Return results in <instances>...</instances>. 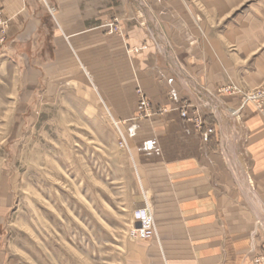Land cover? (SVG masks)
<instances>
[{"label": "crops", "instance_id": "0c3cea01", "mask_svg": "<svg viewBox=\"0 0 264 264\" xmlns=\"http://www.w3.org/2000/svg\"><path fill=\"white\" fill-rule=\"evenodd\" d=\"M0 18L19 106L72 85L120 124L158 232L125 264L264 256V112L222 92L264 82V0H0Z\"/></svg>", "mask_w": 264, "mask_h": 264}, {"label": "rangeland", "instance_id": "374dc122", "mask_svg": "<svg viewBox=\"0 0 264 264\" xmlns=\"http://www.w3.org/2000/svg\"><path fill=\"white\" fill-rule=\"evenodd\" d=\"M73 88L27 109L13 84L0 85V264H125L157 239L120 124ZM263 90L222 92L263 113ZM141 212L152 238L137 233Z\"/></svg>", "mask_w": 264, "mask_h": 264}, {"label": "built area", "instance_id": "2783aa9c", "mask_svg": "<svg viewBox=\"0 0 264 264\" xmlns=\"http://www.w3.org/2000/svg\"><path fill=\"white\" fill-rule=\"evenodd\" d=\"M9 26H10L9 20L0 18V52L3 46L5 45V43L7 42V37H8L7 33L9 30ZM139 94L141 95V99H140L139 107H138L139 115L141 117L151 116L153 114V111H152L150 102L145 98V96L141 93V91H139ZM250 99H252L253 101L255 100L257 102L259 100V92H257V94H255V96H252ZM244 103L246 104L247 101H245ZM183 117L187 118V115L185 112L183 113ZM210 133H212V131H210ZM206 139H207V135H206ZM138 216H139L138 220H139L140 227L138 228L137 233L139 237H141L142 239L152 238L155 232L152 215L147 214L146 212H141ZM255 264H264V256L263 255L258 256L255 259Z\"/></svg>", "mask_w": 264, "mask_h": 264}]
</instances>
